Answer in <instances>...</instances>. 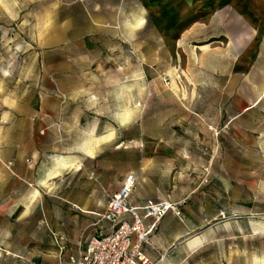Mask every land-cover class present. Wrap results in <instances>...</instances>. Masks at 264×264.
I'll return each instance as SVG.
<instances>
[{
    "label": "crops",
    "instance_id": "obj_1",
    "mask_svg": "<svg viewBox=\"0 0 264 264\" xmlns=\"http://www.w3.org/2000/svg\"><path fill=\"white\" fill-rule=\"evenodd\" d=\"M64 11L48 28L43 78L52 85L45 94L57 101L60 92L70 102L32 106L16 119L15 139L4 141L13 154L3 157L0 170V216L10 219L0 227V250L16 255L17 264H76L96 232L97 214L105 212L110 196L130 171L138 177L131 197L135 205L166 199L169 191L182 189L177 174L189 155L178 146L179 135L143 131L137 137L135 106L129 101L122 106L128 111L122 121L112 120L104 113L111 111L110 106H98L99 102L72 104L78 96L88 95L83 81L96 74L89 68L107 56L126 51L133 65L122 78L129 81L137 77V61L143 63V78L151 77L153 66L163 70L169 56L176 64L193 63V69H184L186 78L191 74L196 80L192 85L202 94L223 96L222 126L245 131L238 139L240 157L250 150L264 157V0H77L66 4ZM173 85L177 92L182 88L178 82ZM234 95L238 106H231ZM109 130L114 136L99 140ZM135 139L143 140V145L135 146ZM151 140L160 144V150L150 148ZM34 189L40 194L33 196ZM211 189L202 194L199 186L190 187L191 194L170 197L187 200L186 220L173 213L162 219L152 245L144 246L151 259L160 264L180 245L188 246L192 229L201 236L214 229L211 221L219 211H207V205L195 198L202 194L205 202L216 201V190ZM42 192L50 202L47 222L52 233L43 247V219L34 207ZM194 209V219L187 218ZM23 224L26 231L20 230ZM58 235L64 240H57ZM161 254L165 258L159 262Z\"/></svg>",
    "mask_w": 264,
    "mask_h": 264
},
{
    "label": "rangeland",
    "instance_id": "obj_2",
    "mask_svg": "<svg viewBox=\"0 0 264 264\" xmlns=\"http://www.w3.org/2000/svg\"><path fill=\"white\" fill-rule=\"evenodd\" d=\"M74 1L77 0H0V170L4 166L3 157L13 154L4 141L7 137L15 139L17 118L28 113L32 106H64L70 102L60 92L57 101L45 94L52 85L43 78V73L48 28L63 17L66 4ZM186 51L189 54L188 48ZM168 59L163 70L160 65L153 66L151 77L147 78L142 76L143 63L137 61V77L129 81L122 78L133 65L126 51L107 56L89 68L96 74L83 81L88 95L78 96L72 104L82 100L86 106H95L99 102L98 106H110L111 111L105 109L104 113L108 112L112 120L122 121L128 116L122 106L129 101L130 106H135L137 137L143 131L152 136L177 134L181 137L178 146L189 155L177 174V185L182 189L171 190L167 196L188 195L192 193L188 189L197 186L202 194L210 193L212 187L216 190V201L207 203L202 194L195 197L196 202L207 205V211L214 208L219 211L211 221L216 223L214 229L203 236L192 229L187 238L199 235L202 243L194 249L180 245L172 257L160 264H172L175 260L179 264H264V157L255 150L240 157L238 139L245 131L222 126L219 108L224 106L223 96L218 92L202 94L192 85L196 80L191 74L186 78L184 69L190 66V71L193 63L176 64L170 56ZM175 82L182 87L179 92L173 85ZM236 97H232L231 106H238ZM135 140L140 141L138 146L143 145V140ZM149 145L152 150H160V144L153 140ZM2 197L0 192V200ZM36 202L35 210L38 208L43 219L40 224L43 247L52 237L47 222L50 207L47 193L42 192ZM195 216L194 209L187 218ZM9 221L6 215L0 216V227L7 226ZM27 229V224L20 228ZM18 259L0 250V264H17Z\"/></svg>",
    "mask_w": 264,
    "mask_h": 264
},
{
    "label": "built area",
    "instance_id": "obj_3",
    "mask_svg": "<svg viewBox=\"0 0 264 264\" xmlns=\"http://www.w3.org/2000/svg\"><path fill=\"white\" fill-rule=\"evenodd\" d=\"M137 185L138 177L130 171L110 196L105 212L97 214L96 232L87 241L76 264H158L144 252V246L152 245L153 233L169 213L182 222L186 220L183 209L187 200L147 199L135 205L131 197ZM55 237L64 240L62 235ZM61 248L65 249L64 245ZM164 258L165 254H161L159 262Z\"/></svg>",
    "mask_w": 264,
    "mask_h": 264
},
{
    "label": "bare ground",
    "instance_id": "obj_4",
    "mask_svg": "<svg viewBox=\"0 0 264 264\" xmlns=\"http://www.w3.org/2000/svg\"><path fill=\"white\" fill-rule=\"evenodd\" d=\"M127 115H128V113H127ZM114 130V129H113ZM113 130H109V131H107V133H105V134H103V135H101L100 137H99V140H108V139H111L113 136H114V131ZM91 137V136H90ZM88 139H89V137H88ZM87 139V140H88ZM90 140V139H89ZM89 140H88V142H89ZM99 142V141H98ZM132 143L135 145V146H138L139 145V143H140V141L139 140H134V141H132ZM88 144V143H87ZM90 146V145H89ZM87 150V149H86ZM88 152H89V154H92V151L89 149L88 150ZM47 185V183L45 184V186ZM38 194H40V190H38V189H34L33 191H32V195L33 196H36V195H38ZM31 195V196H32ZM202 243V239H201V237L199 236V235H194V236H192V237H190L189 239H188V241H187V244H188V246L191 248V249H194L195 247H197L198 245H200Z\"/></svg>",
    "mask_w": 264,
    "mask_h": 264
}]
</instances>
